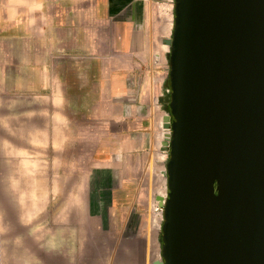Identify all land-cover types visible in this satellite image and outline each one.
<instances>
[{"label":"crops","instance_id":"crops-1","mask_svg":"<svg viewBox=\"0 0 264 264\" xmlns=\"http://www.w3.org/2000/svg\"><path fill=\"white\" fill-rule=\"evenodd\" d=\"M8 7L10 25L26 29L25 58L55 61L54 67L42 70L55 77L53 106L59 108L73 97L72 108L82 115L84 125L75 135L88 142L97 140L95 149L90 148L85 176L62 185L76 191L66 192L60 203L82 208L76 212L70 206V213L58 211L57 216L93 225L80 226L76 234L134 237L130 240L134 247H121L122 251L138 253L136 264H151L155 249L161 252L163 220L153 211L157 203L152 205L159 191L166 195L169 153L163 145L162 124L169 107L170 68L163 41L172 33L173 4L169 0H9ZM33 43L41 46L33 50L28 46ZM158 216L159 224L149 227L150 218ZM97 245H80L73 260L64 247H58L56 259L43 258L35 245V255L14 253L0 264H35L41 258L48 264H107L106 253L119 250L113 240ZM112 261L113 256H108V264Z\"/></svg>","mask_w":264,"mask_h":264},{"label":"water","instance_id":"water-1","mask_svg":"<svg viewBox=\"0 0 264 264\" xmlns=\"http://www.w3.org/2000/svg\"><path fill=\"white\" fill-rule=\"evenodd\" d=\"M161 259L264 264V0H173Z\"/></svg>","mask_w":264,"mask_h":264},{"label":"rangeland","instance_id":"rangeland-1","mask_svg":"<svg viewBox=\"0 0 264 264\" xmlns=\"http://www.w3.org/2000/svg\"><path fill=\"white\" fill-rule=\"evenodd\" d=\"M169 4H173V0H169ZM8 6L9 0H0V260L3 263L14 253L35 255V245L39 246L43 258L56 259L58 247H61L73 260L80 245L96 243L99 247L113 240V247L119 243V250L113 255L107 252L106 263L108 256H113L112 264H136L139 254L121 249L133 248L130 240L134 237L117 239L99 234H76L80 226L93 225L57 216L58 211L65 215L70 213V206L75 207L76 212L82 208V205L60 203V199L67 198L64 194L76 191V188L62 185L85 176L89 151L95 149L97 140L88 142L75 135L84 125L82 115H76L72 108V102H76L73 97L59 108L53 106L50 97L56 94L55 77L42 74V70L54 67L55 61L25 58L26 29L10 25ZM35 31L32 28V32ZM28 46L35 50L41 44ZM31 182L33 186H26ZM36 183L40 186H34ZM155 204L154 201L152 207ZM159 221L160 217L150 218L149 227L150 224L158 225ZM162 223L163 220L161 226ZM158 250L157 247L154 252L157 254L155 260L161 259ZM127 255L129 259L125 258ZM35 264L48 263L41 258Z\"/></svg>","mask_w":264,"mask_h":264},{"label":"bare ground","instance_id":"bare-ground-1","mask_svg":"<svg viewBox=\"0 0 264 264\" xmlns=\"http://www.w3.org/2000/svg\"><path fill=\"white\" fill-rule=\"evenodd\" d=\"M163 23H164V22H163ZM169 25H170V24H169ZM163 27H164V26H163ZM166 30H168V29H166ZM164 47H165V49L167 48L166 46H164ZM154 102H155V101H154ZM160 122H161V120H160ZM162 125H163V124H162ZM162 125H161V126H162ZM162 127H163V126H162ZM163 131H164V132H163L162 134L167 135V134L169 133V131H168L167 129H164V128H163ZM163 136H164V135H163ZM165 137H166V136H165ZM163 190H164V189H163ZM159 195H160V196L162 195L161 197H163V196H164V193L161 192V191H159Z\"/></svg>","mask_w":264,"mask_h":264},{"label":"built area","instance_id":"built-area-1","mask_svg":"<svg viewBox=\"0 0 264 264\" xmlns=\"http://www.w3.org/2000/svg\"><path fill=\"white\" fill-rule=\"evenodd\" d=\"M165 136L167 137V135H165ZM166 137H165V138H166ZM153 211H154L157 215H159V216L161 217L162 210L158 207V205H155V206H154Z\"/></svg>","mask_w":264,"mask_h":264}]
</instances>
